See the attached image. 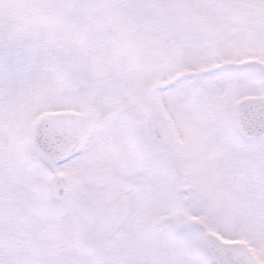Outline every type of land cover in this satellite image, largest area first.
<instances>
[{"label": "snow or ice", "instance_id": "snow-or-ice-1", "mask_svg": "<svg viewBox=\"0 0 264 264\" xmlns=\"http://www.w3.org/2000/svg\"><path fill=\"white\" fill-rule=\"evenodd\" d=\"M0 264H264V0H0Z\"/></svg>", "mask_w": 264, "mask_h": 264}]
</instances>
